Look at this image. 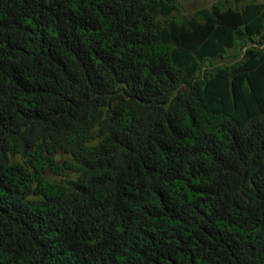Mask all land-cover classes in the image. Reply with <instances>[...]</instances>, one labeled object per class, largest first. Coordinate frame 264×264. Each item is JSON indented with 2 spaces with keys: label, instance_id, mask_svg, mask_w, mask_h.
I'll use <instances>...</instances> for the list:
<instances>
[{
  "label": "trees",
  "instance_id": "trees-1",
  "mask_svg": "<svg viewBox=\"0 0 264 264\" xmlns=\"http://www.w3.org/2000/svg\"><path fill=\"white\" fill-rule=\"evenodd\" d=\"M177 11L0 0V264H264V4Z\"/></svg>",
  "mask_w": 264,
  "mask_h": 264
},
{
  "label": "rangeland",
  "instance_id": "rangeland-1",
  "mask_svg": "<svg viewBox=\"0 0 264 264\" xmlns=\"http://www.w3.org/2000/svg\"><path fill=\"white\" fill-rule=\"evenodd\" d=\"M178 1V11L174 14L176 17H186L192 19L194 15L203 9L212 10L215 6H220L224 8H235L238 10L243 9L251 1L264 4V0H177ZM264 47V46H263ZM245 49L238 48L229 50L225 55V58L211 63L214 67H219L223 65H230L237 61L243 59L245 55ZM58 163L63 164L67 159L64 154L58 155ZM70 179H74L75 175L69 174ZM46 178L50 181H60L62 178L55 176L50 170L46 172Z\"/></svg>",
  "mask_w": 264,
  "mask_h": 264
}]
</instances>
